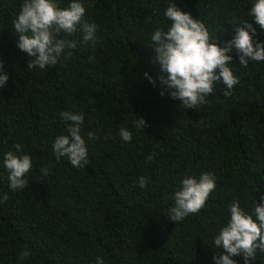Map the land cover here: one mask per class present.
Returning a JSON list of instances; mask_svg holds the SVG:
<instances>
[{
  "label": "trees",
  "instance_id": "trees-1",
  "mask_svg": "<svg viewBox=\"0 0 264 264\" xmlns=\"http://www.w3.org/2000/svg\"><path fill=\"white\" fill-rule=\"evenodd\" d=\"M23 2L0 0V75H8L0 88V199L8 196L0 203V264H96L97 257L104 264H216L214 256L226 254L214 238L228 205L238 201L251 214L264 197V62L242 67L233 49L230 67L240 82L231 95L214 82L206 103L185 109L160 83L167 73L155 62L151 35L157 26L167 30L163 13L176 3L220 37V46L245 20L256 28L253 39L264 42V29L248 15L254 0H83L96 41L85 45L81 31L61 32L58 38L77 47L44 69H28L34 57L17 47L13 21ZM58 2L63 8L71 0ZM64 111L84 116L83 168L52 149L68 134ZM139 118L143 130L134 126ZM121 128L132 132L130 142ZM16 144L33 168L23 177L28 187L12 191L3 160ZM205 172L214 174L216 189L204 208L171 221L181 181ZM26 249L30 255L21 259ZM233 259L245 264L242 256ZM249 264H264V253Z\"/></svg>",
  "mask_w": 264,
  "mask_h": 264
},
{
  "label": "clouds",
  "instance_id": "clouds-1",
  "mask_svg": "<svg viewBox=\"0 0 264 264\" xmlns=\"http://www.w3.org/2000/svg\"><path fill=\"white\" fill-rule=\"evenodd\" d=\"M85 13L83 0H71L63 8L58 0H24L13 24L19 34L17 47L34 57L27 68L54 67L66 48L77 47L75 40L58 38L61 32L72 36L81 31V43H94L97 26L83 20ZM163 15L171 22L170 26L166 31L156 27L151 35V47L155 52V62L159 63L162 72L167 73V78L160 77V83L171 90L168 94L173 99L182 101L185 109H196L206 103V97L214 91V82H222L226 86L224 96L231 95L234 86L240 82L230 67L233 49L242 67H247L249 61L264 62V42L253 39L256 28L247 20L243 26L236 27L235 35L230 40L220 46V37H213L204 22L180 10L176 3L167 6ZM248 15L260 29H264V0H254ZM150 19L146 18V22ZM2 71L3 62L0 61ZM144 75L155 84L147 72ZM7 80L6 73L0 75V88L4 87ZM160 95H165V92L161 91ZM61 118L68 125V134L57 136L52 149L57 157L67 156L73 167L83 168L88 156L87 144L81 134L84 116L64 111ZM134 126L143 130L147 125L143 118H139ZM87 136L89 140L95 139L92 132H88ZM120 136L123 141L130 142L132 132L121 128ZM14 148L15 152L5 153L3 164L9 173L11 190L17 191L28 187V181L23 177L32 170L33 161L29 154H24L20 144ZM17 152L21 155H17ZM153 156L149 155L147 160L151 161ZM42 171L47 175L45 170ZM147 185L148 179L141 176L138 186L145 188ZM215 189L216 178L213 173H202L199 178L186 176L181 181V188L171 197L174 205L168 209L169 219L179 223L190 214H198ZM7 200L5 194L0 203ZM228 210L230 215L227 223L214 238V244L222 246L226 254L215 255L214 260L216 264H237L233 257L242 256L245 264H249L250 260L256 259L258 250L264 253V197H261L259 204H254L251 214L235 200L228 205ZM19 255L23 259L30 253L26 249ZM96 264H104L103 259L97 257Z\"/></svg>",
  "mask_w": 264,
  "mask_h": 264
}]
</instances>
